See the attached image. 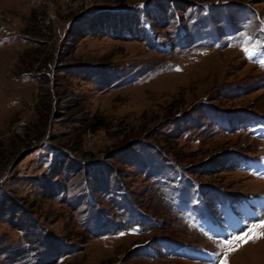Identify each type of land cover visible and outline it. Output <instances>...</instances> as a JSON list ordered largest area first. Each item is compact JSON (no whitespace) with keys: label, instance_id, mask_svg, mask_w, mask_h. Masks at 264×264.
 Here are the masks:
<instances>
[{"label":"rangeland","instance_id":"rangeland-1","mask_svg":"<svg viewBox=\"0 0 264 264\" xmlns=\"http://www.w3.org/2000/svg\"><path fill=\"white\" fill-rule=\"evenodd\" d=\"M262 29L264 0H0V264H220L264 220Z\"/></svg>","mask_w":264,"mask_h":264},{"label":"snow or ice","instance_id":"snow-or-ice-1","mask_svg":"<svg viewBox=\"0 0 264 264\" xmlns=\"http://www.w3.org/2000/svg\"><path fill=\"white\" fill-rule=\"evenodd\" d=\"M264 31V29H262ZM245 53L249 51V49H243ZM261 65H264V60L258 61ZM179 70V69H177ZM260 229H264V220H259L258 222L249 226L244 232L230 236L221 241L222 246L226 248V251L223 257L220 259V264H228V255L232 252L239 250V248L248 244L250 241L255 239H259L264 236V233L260 232Z\"/></svg>","mask_w":264,"mask_h":264}]
</instances>
